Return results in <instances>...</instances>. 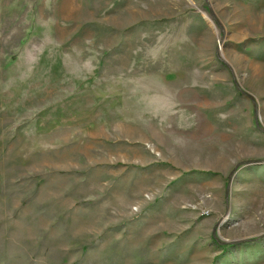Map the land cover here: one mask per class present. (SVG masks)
<instances>
[{
    "label": "rangeland",
    "instance_id": "374dc122",
    "mask_svg": "<svg viewBox=\"0 0 264 264\" xmlns=\"http://www.w3.org/2000/svg\"><path fill=\"white\" fill-rule=\"evenodd\" d=\"M0 264H264V0H0Z\"/></svg>",
    "mask_w": 264,
    "mask_h": 264
},
{
    "label": "trees",
    "instance_id": "16d2710c",
    "mask_svg": "<svg viewBox=\"0 0 264 264\" xmlns=\"http://www.w3.org/2000/svg\"><path fill=\"white\" fill-rule=\"evenodd\" d=\"M254 240H256V239H254Z\"/></svg>",
    "mask_w": 264,
    "mask_h": 264
}]
</instances>
